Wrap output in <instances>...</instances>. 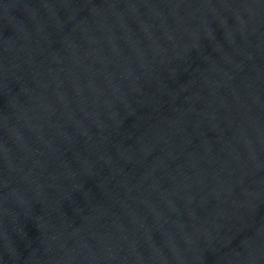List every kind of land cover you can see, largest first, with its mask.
<instances>
[{
    "label": "water",
    "instance_id": "water-1",
    "mask_svg": "<svg viewBox=\"0 0 264 264\" xmlns=\"http://www.w3.org/2000/svg\"><path fill=\"white\" fill-rule=\"evenodd\" d=\"M0 264H264V0H0Z\"/></svg>",
    "mask_w": 264,
    "mask_h": 264
}]
</instances>
